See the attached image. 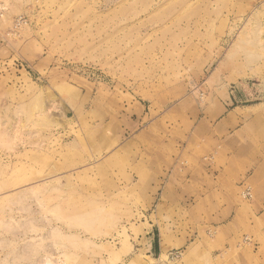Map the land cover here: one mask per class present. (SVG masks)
<instances>
[{
	"label": "rangeland",
	"instance_id": "374dc122",
	"mask_svg": "<svg viewBox=\"0 0 264 264\" xmlns=\"http://www.w3.org/2000/svg\"><path fill=\"white\" fill-rule=\"evenodd\" d=\"M0 3V264L178 261L146 249L210 221L165 183L193 136L211 166L209 107L264 104V0Z\"/></svg>",
	"mask_w": 264,
	"mask_h": 264
},
{
	"label": "crops",
	"instance_id": "0c3cea01",
	"mask_svg": "<svg viewBox=\"0 0 264 264\" xmlns=\"http://www.w3.org/2000/svg\"><path fill=\"white\" fill-rule=\"evenodd\" d=\"M227 105L221 102L217 108L209 107L210 120L221 117L217 123L202 122L208 131L215 130L211 142H206L212 148L205 150V156L213 154L211 166L202 153H186L185 147L198 140L193 136L181 157L196 166L182 167L177 178L172 170L166 180L164 202L159 203L167 205L165 218L176 219L174 214L180 209L181 219L210 221L193 234L172 230L171 245H164L160 234V242L146 249L158 251L160 257L166 253L170 259L169 251L181 248L180 258L173 264H264V104ZM244 185L252 188L249 200L241 195ZM152 215L163 217L157 208ZM245 234L254 237L257 247L241 242Z\"/></svg>",
	"mask_w": 264,
	"mask_h": 264
},
{
	"label": "built area",
	"instance_id": "2783aa9c",
	"mask_svg": "<svg viewBox=\"0 0 264 264\" xmlns=\"http://www.w3.org/2000/svg\"><path fill=\"white\" fill-rule=\"evenodd\" d=\"M5 15V7L0 3V26Z\"/></svg>",
	"mask_w": 264,
	"mask_h": 264
}]
</instances>
